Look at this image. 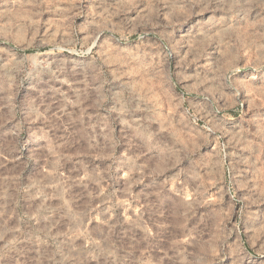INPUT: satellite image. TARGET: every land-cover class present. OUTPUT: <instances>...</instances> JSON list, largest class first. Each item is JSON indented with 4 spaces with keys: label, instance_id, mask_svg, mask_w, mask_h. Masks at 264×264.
<instances>
[{
    "label": "rangeland",
    "instance_id": "obj_1",
    "mask_svg": "<svg viewBox=\"0 0 264 264\" xmlns=\"http://www.w3.org/2000/svg\"><path fill=\"white\" fill-rule=\"evenodd\" d=\"M0 264H264V0H0Z\"/></svg>",
    "mask_w": 264,
    "mask_h": 264
}]
</instances>
